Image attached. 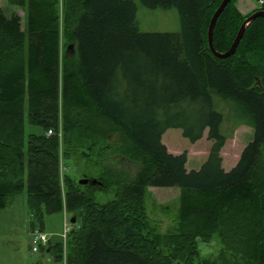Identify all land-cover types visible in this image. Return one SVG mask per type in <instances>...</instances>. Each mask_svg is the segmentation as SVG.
Wrapping results in <instances>:
<instances>
[{"label": "trees", "instance_id": "trees-1", "mask_svg": "<svg viewBox=\"0 0 264 264\" xmlns=\"http://www.w3.org/2000/svg\"><path fill=\"white\" fill-rule=\"evenodd\" d=\"M11 1L27 9V26L0 7V211L26 191L35 229L47 213L70 212L76 222L66 252L63 242L41 249L56 260L64 254L65 264H264V19L220 59L208 29L223 0H141L178 9L180 33H142L132 0H62L64 25H73L64 45L60 0ZM236 4L215 26L219 53L229 51L247 17L264 11L243 16ZM216 100L234 130L254 131L229 171L220 131L227 116ZM172 129L191 143L208 131L212 146L199 170L189 171L188 154L163 143ZM111 133L121 134L114 151L136 165L134 177L85 174L102 183L94 187L63 175L64 156L104 164ZM148 187L180 190L171 231L150 221ZM100 191L114 199L97 202ZM214 239L221 249L203 256L199 243Z\"/></svg>", "mask_w": 264, "mask_h": 264}, {"label": "rangeland", "instance_id": "rangeland-1", "mask_svg": "<svg viewBox=\"0 0 264 264\" xmlns=\"http://www.w3.org/2000/svg\"><path fill=\"white\" fill-rule=\"evenodd\" d=\"M137 6V22L142 33H180L182 23L178 9H151L145 6L141 0H132ZM0 7L9 17L18 14L21 17L22 28L27 26V9H21L12 4L11 0H0ZM60 31L63 45L65 44L64 32L73 29L64 25L63 5L60 0ZM215 108L218 112L227 116L226 121L221 125L220 131L227 136V142L221 155L223 167L229 171L238 162L242 150L253 140L254 131L251 127L241 125L233 129L234 118L228 119V110L223 102L216 100ZM106 142L111 145L110 153L99 165L97 158L86 159L78 157L75 162L73 158L64 156L65 165L63 175L80 181L83 176L99 178L103 171L112 170L114 173H126L131 177L137 174L135 164L129 163L121 154L114 151L120 149L124 141L120 133H111ZM163 143L167 145L169 152L173 154H188L187 169L199 170L207 160L212 142L208 140V131L204 133L201 140L196 143L189 142L183 137L181 130H168L163 137ZM262 160L264 161V145L262 148ZM102 166V167H101ZM104 168V169H103ZM98 180V179H97ZM95 187V186H94ZM146 195V208L152 224L158 226L162 233L171 231L179 222L181 210L180 190L178 188H155L148 187ZM96 200L99 203H106L114 199L113 193L97 192ZM73 215L70 212L47 213L44 217L42 231L48 235L53 244L62 242L65 223L71 226ZM34 219L29 211L28 196L26 191L16 196L11 204L0 211V264H65L63 254L62 260H56L55 253L48 251V248L38 253L31 249V234ZM34 228V229H33ZM36 229H40L38 226ZM56 245V244H55ZM64 245V244H63ZM199 247L203 256H215L221 249L217 240L202 241Z\"/></svg>", "mask_w": 264, "mask_h": 264}, {"label": "water", "instance_id": "water-1", "mask_svg": "<svg viewBox=\"0 0 264 264\" xmlns=\"http://www.w3.org/2000/svg\"><path fill=\"white\" fill-rule=\"evenodd\" d=\"M232 0H223L221 5L219 6V8L217 9V11L215 12V14L213 15L210 25H209V29H208V43H209V48L211 50V52L220 59H225L228 57H231L233 54H235L242 38L243 35L246 31V29L249 27V25L256 20L257 18H263L264 19V11H257L255 13H253L252 15H250L249 17H247V19L244 21L233 45L231 46V48L229 49V51H227L226 53H219L216 51V49L213 46V34H214V29L215 26L217 24L218 18L220 17V15L223 13V11L225 10V8L228 6V4L231 2ZM80 185H102V183L100 181H98L97 179H88V178H83L82 180L79 181ZM76 220L75 218H73L71 220L72 224H75Z\"/></svg>", "mask_w": 264, "mask_h": 264}, {"label": "built area", "instance_id": "built-area-1", "mask_svg": "<svg viewBox=\"0 0 264 264\" xmlns=\"http://www.w3.org/2000/svg\"><path fill=\"white\" fill-rule=\"evenodd\" d=\"M255 1L259 6L264 5V0H255ZM48 135H52V131H49ZM70 231H71V226H68L67 223H65V228H64L63 235H62L64 239L65 250H66L68 234ZM30 243H31V249L33 253H37L39 252L41 248H44L48 245L49 237L41 230L35 229L31 234Z\"/></svg>", "mask_w": 264, "mask_h": 264}, {"label": "crops", "instance_id": "crops-1", "mask_svg": "<svg viewBox=\"0 0 264 264\" xmlns=\"http://www.w3.org/2000/svg\"><path fill=\"white\" fill-rule=\"evenodd\" d=\"M239 12L243 15V16H248L250 14H252L256 9L257 6L254 2V0H237V4H236ZM62 240V238H61ZM60 243L59 241H57L58 244ZM55 244L52 243V241H50L49 246H55Z\"/></svg>", "mask_w": 264, "mask_h": 264}]
</instances>
